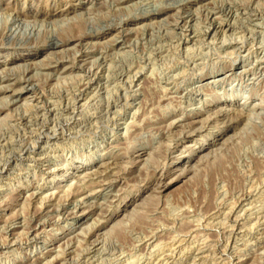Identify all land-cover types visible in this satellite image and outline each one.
Segmentation results:
<instances>
[{"label":"rangeland","instance_id":"obj_1","mask_svg":"<svg viewBox=\"0 0 264 264\" xmlns=\"http://www.w3.org/2000/svg\"><path fill=\"white\" fill-rule=\"evenodd\" d=\"M166 1L157 4H172ZM147 2L0 0V36L13 28V16L39 14L28 17L36 23L27 44L0 38V78L10 80L0 86L29 88L16 102L0 94V264H264V0H204L194 6L199 20L192 25L208 27L207 18L215 17V26L234 25V34L192 44L194 50L183 49L182 55L169 46L176 44L189 10L173 4L164 18L141 21L143 11L154 8ZM120 19L126 22L123 38L114 45L120 28L110 27ZM88 20L97 26L81 24ZM83 31L106 32L102 41L89 42L94 51L100 44L93 54L77 42ZM160 33L169 36L159 41ZM52 39L74 40L56 49ZM163 44L176 59L169 56L164 64L154 56L153 66L145 68L141 58L149 46ZM101 52H107L104 60ZM30 54L38 55L17 61ZM80 59L87 72L42 67L58 60L72 66ZM234 60L247 72L234 71L215 83L217 70ZM128 64L145 69H138L143 72L130 89V95L137 92L130 107L116 88L127 79ZM102 66L99 75L109 78V88L103 89V80L97 99L94 90L76 103L75 85L95 82ZM25 79L28 84L20 83ZM65 93L72 99L64 100L67 111Z\"/></svg>","mask_w":264,"mask_h":264},{"label":"bare ground","instance_id":"obj_2","mask_svg":"<svg viewBox=\"0 0 264 264\" xmlns=\"http://www.w3.org/2000/svg\"><path fill=\"white\" fill-rule=\"evenodd\" d=\"M125 1L126 0H122V2L123 3H125ZM148 2H147V4L145 5V6H148V5H152L153 4V10H145V11H143L144 12V14H146V16L144 15V17H140L139 19L141 20V21H151V20H160V18H164L169 12H170V10H171V8L173 7V4H174V6L175 5H177L176 7L178 8V10H180L179 8H181V9H183V10H189V12H187L186 14H188L187 16V22H186V24L185 25H181L179 28V34H178V39L176 40V44L175 45H173V44H171L170 46H169V48L171 49H173L174 48V50L176 49V50H178V54H180V55H182L181 53L182 52H184V50L186 51V52H188L189 51V49L190 48H192L193 46H192V44L194 45L195 43H196V45H197V42H204V41H206V40H208V39H210L211 41L212 40H214V39H219V38H221V39H226V38H228L229 39V37H231V36H229L228 37V33L229 32H234V25H226V27H222V26H215V21H216V18L214 17V18H212V17H210V19L209 18H207L208 19V22H210V20H211V24H210V26H205V28H204V26H202L201 28H199V24L197 23H195V24H193L192 25V23L191 22H193V21H195V22H197V20H199L197 17H195V13H194V11L192 12V8L194 7V6H196V5H198V4H200V3H202L204 0H167V1H171L172 2V4H170L169 6H167V7H160V5L158 6V4H157V2H158V0H147ZM160 1H162V0H160ZM166 1V0H165ZM166 1V2H167ZM112 2V1H111ZM121 2V1H120ZM128 2V1H127ZM151 2V3H150ZM208 2V1H207ZM252 2H253V0H252ZM113 3V2H112ZM146 3V2H145ZM144 3V4H145ZM163 3V2H162ZM161 3V4H162ZM225 3V2H224ZM159 4H160V2H159ZM214 4V3H213ZM252 4V3H251ZM1 5V4H0ZM114 5V4H113ZM163 5V4H162ZM165 5V4H164ZM128 6V5H127ZM141 6V5H140ZM140 6H137V9H140ZM143 6V5H142ZM223 6V5H222ZM250 6V5H249ZM96 7V6H95ZM116 7H117V5H116ZM209 7V6H208ZM235 7H237L236 5H235ZM4 8V7H3ZM64 8V7H63ZM118 8V7H117ZM176 8V9H177ZM226 8H228V7H226ZM226 8H225V10H226ZM261 8V7H260ZM127 9H128V7H127ZM207 9H209V8H207ZM211 9V8H210ZM0 10H2V8L0 7ZM55 10V9H54ZM21 11V10H20ZM56 11V10H55ZM54 11V12H55ZM121 11V10H120ZM152 11V12H151ZM182 11V10H181ZM223 11H224V9H223ZM238 11H240V10H238ZM263 11V10H262ZM5 12V11H4ZM121 12H123V11H121ZM125 12V11H124ZM185 12V11H184ZM213 12H215V11H213ZM256 12V11H255ZM3 13V12H2ZM206 13V12H205ZM233 13V12H232ZM245 13V12H244ZM46 14V13H45ZM54 14V13H53ZM81 14H82V12H81ZM121 14V13H120ZM123 14V13H122ZM127 14V13H126ZM209 14V13H208ZM207 14V15H208ZM242 15H243V13H241ZM4 15V14H3ZM16 15V14H15ZM39 15V14H38ZM38 15H37V13H33V12H27L26 13V16H25V19L24 18H22V17H20V15H16V16H13L12 18H11V21L13 22L12 24H13V26H11V27H13V28H10L9 30H8V32H3L2 33V35L0 36V38H2V39H7V40H15L14 42H17V43H19L20 45H23V44H27L26 42H25V39H27L31 34H33L35 31H33V23L35 22H32L34 19H37L38 18ZM215 15V14H214ZM231 15V14H230ZM237 15V14H236ZM89 16V15H88ZM122 16V15H121ZM129 16V15H128ZM136 16V15H135ZM210 16V15H209ZM212 16H213V14H212ZM216 16V15H215ZM256 16V15H255ZM254 16V17H255ZM24 17V16H23ZM28 17H31V19L33 18V20L31 21V20H29L28 19ZM65 17V16H64ZM184 17V16H183ZM226 17V16H225ZM28 20H27V19ZM44 18V17H43ZM42 18V19H43ZM118 18V17H117ZM121 18V17H120ZM46 19V18H45ZM206 19V20H207ZM163 20H165V19H163ZM240 20V19H239ZM249 20V19H248ZM8 21V19L6 20V22ZM40 21V20H39ZM39 21H37V22H39ZM85 21H87V20H85ZM89 21V20H88ZM92 21V20H91ZM132 21V20H131ZM166 21V20H165ZM218 21V20H217ZM42 22V21H41ZM47 22V21H46ZM136 22V21H135ZM164 22V21H163ZM203 22V21H202ZM221 22V21H220ZM235 22V21H234ZM36 23V22H35ZM34 23V24H35ZM43 23V22H42ZM98 23V22H97ZM118 24H117V26H111L110 28H112V29H116V28H120L119 30H120V32L119 33H117L116 35H115V37L111 40L112 41V43L114 44V45H116V43L118 42V40L120 39V38H123V36H122V28H123V26H125V19H120V23L119 22H117ZM147 23V22H146ZM206 23V22H205ZM81 24H83L85 27H87V25H89V26H95L96 25V23L95 22H84V23H81ZM158 24V23H157ZM167 24H169V23H167ZM178 24H179V22H178ZM178 24H176L177 26H178ZM184 24V23H183ZM209 24V23H208ZM219 24V23H218ZM250 24V23H249ZM101 25V24H100ZM107 25V24H106ZM112 25V24H111ZM146 25V24H145ZM180 25V24H179ZM201 25V24H200ZM220 25H222V24H220ZM224 25V24H223ZM10 26V25H9ZM97 26V25H96ZM154 26V24L153 25H151V24H149V25H146V29L147 28H152ZM6 27V26H5ZM109 27V26H108ZM91 28V27H90ZM124 29V28H123ZM122 30V31H121ZM126 30V29H125ZM125 30H124V32H125ZM144 30V29H143ZM152 31V30H151ZM248 31V30H247ZM129 32V31H128ZM133 32V31H132ZM153 32V31H152ZM245 32V31H244ZM146 33V32H145ZM148 33V32H147ZM177 33V32H176ZM229 34H231V33H229ZM234 34V33H233ZM167 34L166 33H164V34H158V36L156 35V37L157 38H159L158 40L160 41V39H163L165 36H166ZM243 35V34H242ZM50 36V35H49ZM53 36V35H52ZM104 36H106V32L105 33H93V32H91V33H88V32H86V31H83L79 36H78V38H77V42H79L81 45H83V46H85L84 48H86L87 47V49L88 48H90L91 50L90 51H88V53L89 54H93L95 51H96V47L97 46H100V44L98 43V45L95 47V51H94V49L92 48V47H89V46H91L92 45V43H89L90 41H97V40H101V39H103V37ZM146 36H147V34H146ZM167 36H169V35H167ZM233 36V35H232ZM246 36V35H245ZM262 36V35H261ZM177 37V36H176ZM175 37V38H176ZM243 37V36H242ZM255 37V36H254ZM142 39H144V37L142 38ZM152 39V38H151ZM72 40H74V39H69V40H63V41H58V40H56V39H52L51 40V44L52 45H54L53 47H55L56 49H58L59 47H61V46H64V45H67V43L68 42H70V41H72ZM240 40V39H239ZM102 41V40H101ZM111 41H109V42H111ZM145 41H146V38H145ZM153 41V40H152ZM157 41V40H156ZM159 41H157V43L159 42ZM162 41V40H161ZM171 41V40H170ZM170 41H168V42H170ZM173 41V40H172ZM219 41V40H218ZM231 41V40H230ZM163 42V41H162ZM161 42V43H162ZM150 43V42H149ZM211 43V42H210ZM225 43V42H224ZM224 43H223V46H224ZM233 43V42H232ZM6 44V43H5ZM50 44V43H49ZM50 44V45H51ZM151 45H152V43H150ZM159 44H160V42H159ZM203 43H201V45H202ZM151 45L149 46V50L148 51H150V52H146V51H144V47L145 46H143V49H142V54H144V56H145V53H147V56H146V58L145 57H140L142 60H144V64H145V68H146V66L148 65V64H152L153 62H154V59H153V57L154 56H156V57H158V58H161V60H163L164 61V59H168V57L169 56H172V55H170V54H172L171 53V51H170V53H169V49H164V47H165V44H163V45H161V46H156L157 48H155L154 47V49H152V47H151ZM154 45V44H153ZM211 44H209V46H210ZM222 45V44H221ZM93 46V45H92ZM110 46V45H109ZM113 46V45H112ZM111 46V47H112ZM167 46V45H166ZM190 46H192V47H190ZM199 46H200V44H199ZM151 47V48H150ZM202 48H203V46H201ZM212 47V46H211ZM210 47V48H211ZM222 47V46H221ZM229 48H232L231 46H228ZM66 48V47H65ZM205 48V47H204ZM219 48H220V46H219ZM218 48V49H219ZM227 48V47H226ZM237 48H239V47H237ZM106 49H107V47H106ZM139 49V48H138ZM184 49V50H183ZM193 49V48H192ZM192 49H190V50H192ZM209 49V48H208ZM207 49V50H208ZM222 49V48H221ZM176 50L174 51V52H176ZM194 50V49H193ZM203 50V49H202ZM202 50H198V52L199 51H202ZM214 50V49H213ZM224 50V49H223ZM222 50V51H223ZM228 50V49H227ZM226 50V51H227ZM55 51V50H54ZM107 51V50H106ZM182 51V52H181ZM211 51H212V48H211ZM215 51V50H214ZM216 51H218L219 52V50H217L216 49ZM241 51V50H240ZM109 52V51H108ZM173 52V51H172ZM173 52V54H175ZM192 52V51H191ZM210 52V51H209ZM218 52H216V53H218ZM220 52H221V50H220ZM107 53V52H106ZM106 53L105 52H101V53H99V55L100 56H102L101 58H103V60H104V58H105V55H106ZM185 53V52H184ZM190 53V52H189ZM193 53V52H192ZM191 53V57H193V54ZM203 53H204V51H203ZM202 52H201V54H203ZM208 53V52H207ZM96 54H98V53H96ZM196 54V53H195ZM200 54V52L198 53V55ZM205 55H206V52L204 53ZM203 54V55H204ZM38 54H33V55H26V56H24V55H22V57H20L17 61L18 62H26L27 60H34L35 58H36V56H37ZM98 55V56H99ZM121 55V54H120ZM120 55H117V56H119L120 57ZM125 55V54H124ZM128 55H130L129 53H128ZM131 55L134 57V51H133V53H131ZM185 55V54H184ZM187 55H188V53H187ZM116 56V57H117ZM143 56V55H142ZM186 56V55H185ZM196 56V55H195ZM195 56H194V60H195ZM199 56H201V55H199ZM199 56H197V58L199 57ZM137 57H138V55H137ZM137 57H135L136 59H137ZM172 57H175V55L174 56H172ZM181 57V56H180ZM187 57V56H186ZM191 57H190V63L192 64V62H194V61H192L191 62ZM201 57H203V56H201ZM201 57H200V59H201ZM205 57V56H204ZM203 57V58H204ZM208 57V56H207ZM57 58V57H56ZM171 58V57H170ZM179 58V57H178ZM206 58V57H205ZM139 59V58H138ZM137 59V60H138ZM155 59H157V58H155ZM171 59H173V58H171ZM175 59H176V57H175ZM182 59V58H181ZM193 59V58H192ZM199 59V58H198ZM262 59V58H261ZM260 59V63H259V65L260 66H262V65H264V60H261ZM102 60V59H101ZM170 60V59H169ZM174 60V59H173ZM172 60V61H173ZM187 60H188V58H187ZM135 61V60H134ZM139 61V60H138ZM156 61V60H155ZM162 61V62H163ZM199 61V60H198ZM235 61V60H234ZM257 61H259V60H257ZM263 61V62H262ZM103 62V61H102ZM128 62V61H127ZM131 63L133 62V60L132 61H130ZM140 62H141V60H140ZM140 62H138V63H140ZM169 62V61H168ZM244 62V61H243ZM82 63V64H81ZM106 63V62H105ZM133 63H135V62H133ZM138 63H136V64H138ZM174 63V62H173ZM189 63V64H190ZM240 63V62H239ZM256 63H258V62H256ZM109 64V63H108ZM112 64H113V62H112ZM141 64V63H140ZM143 64V63H142ZM142 64H141V66H142ZM156 64H157V62H156ZM164 64H165V61H164ZM167 64V63H166ZM194 64H196L197 65V62L196 63H194ZM24 65V64H23ZM26 65H28V64H26ZM132 65H134V64H132ZM132 65H130L129 66V64H128V66H129V69H126V70H128V71H126L125 72V78H127V79H125V81H124V83L122 84L123 86L122 87H117L116 86V88L118 89L117 91L119 92V94H121V92L123 91V95L121 96V95H119V94H117L115 91V93H116V95H119L120 97H118V96H116V98L118 97V98H121V99H123V100H125L126 102L124 103V104H126V106H127V102L129 103L130 101V104H128V106L130 107L131 105H132V103L133 102H135L136 101V91H132V94L130 95V89H133L136 85H135V83H136V79H137V76H138V74H140V72H143V71H145V69L143 70V69H141L140 67L141 66H132ZM158 65V64H157ZM157 65H155L156 67H157ZM176 65H180V64H176ZM206 65V64H205ZM116 65H114V67H115ZM151 66V65H150ZM152 66H153V64H152ZM158 66H160V65H158ZM161 66H163L162 64H161ZM171 66V65H170ZM181 66V65H180ZM193 66V65H192ZM27 67V66H26ZM42 67L45 69V70H49V71H53V72H56V71H58L59 72V70H62L63 72H72V71H77V70H79L80 72H87V71H85L86 69H85V60L84 59H80V61L78 60V62L77 63H74V64H72V66H63V64H62V61L61 60H58V61H56V62H54V63H48L47 65H45V64H43L42 65ZM86 67H88V66H86ZM112 67V66H111ZM155 67V68H156ZM166 67V66H165ZM194 67V66H193ZM33 68H35V67H33ZM90 68V67H89ZM108 68V67H107ZM122 68V67H121ZM143 68H144V66H143ZM149 68V67H148ZM147 68V69H148ZM164 68V67H163ZM167 68H169L168 66H167ZM174 68V67H173ZM176 68V67H175ZM204 68V67H203ZM226 68V69H225ZM248 68V67H247ZM138 69H141V70H143V71H140L139 72V70ZM151 69L153 70V68L151 67ZM159 69V68H158ZM161 69H162V67H161ZM125 70V69H124ZM149 70V69H148ZM166 70V69H165ZM238 70H241V73H243L244 71H246V67H245V65H241V63L240 64H238L236 61H235V63H232L230 66H227V67H224V65H223V68H221V69H219V70H217V71H220L221 72V74L220 75H217L216 77H213V81L216 83H218V82H220L222 79H224L225 77H228V75L227 74H232V73H234V71H238ZM97 72H96V74H94L95 76H98L97 77V80L95 81V82H93V81H91V80H87V82H83V83H79V84H77V85H75L76 87V89L78 90V92H79V96H77L76 98H74L75 100H76V103L77 102H80V101H82V97H83V94L84 95H86V94H88L89 92H92V91H94L95 90V97H96V99H97V97H99V91H101V88L103 87L102 86V84L103 83H101V81L103 82V78L104 77H102V76H100L99 74L102 72V73H104L105 72V69H104V67L102 66V68H99L98 70H96ZM108 71H110V70H108ZM160 71V70H159ZM161 71H163V70H161ZM182 71V70H181ZM249 71V70H248ZM90 72V70H88V73ZM93 72V71H92ZM168 72H170V71H168ZM247 72V71H246ZM94 73V72H93ZM245 73V72H244ZM92 74V73H91ZM124 73L122 72V75H123ZM132 75V77H130V76H128V75ZM235 74V73H234ZM74 75V74H73ZM88 75V74H87ZM115 75V74H114ZM126 75L128 76V77H126ZM170 75V74H169ZM222 75H224V77H219V76H222ZM90 76V75H89ZM95 76H94V78H95ZM105 76H106V74H105ZM85 77V76H84ZM109 77V76H108ZM118 77V76H117ZM220 78V79H217V80H215L216 78ZM89 78H92V77H89ZM112 78V77H111ZM77 79V78H76ZM81 79V78H80ZM93 79V78H92ZM108 79L109 78H107V77H105V87L103 88V89H107V88H109L108 87ZM168 79V78H167ZM166 79V80H167ZM29 80V79H28ZM28 80H24V81H21L20 83H22V84H28L29 83V81ZM68 80V79H67ZM86 80V79H85ZM226 80V79H225ZM190 81V80H189ZM6 82H10V80H3V79H1L0 78V84H2V83H6ZM168 82V81H167ZM191 82V81H190ZM211 82V81H210ZM222 82V81H221ZM220 82V83H221ZM17 83V82H16ZM117 83V82H116ZM15 85V83H12V84H9V85H2V86H0V94H8L7 96H9V98L10 99H12L13 101H17V100H19V99H22V98H24V96L27 94V88H28V86H24L23 88H21L20 90H14L13 89V86ZM72 86V85H71ZM70 86V87H71ZM113 86V85H112ZM114 86H115V84H114ZM31 87V86H30ZM73 87V86H72ZM139 87V86H138ZM180 87V86H179ZM17 88V87H16ZM32 88V87H31ZM115 88V87H114ZM29 89V88H28ZM33 89H35V88H33ZM113 89V88H112ZM24 90H26L24 93H22ZM114 90V89H113ZM164 90V89H163ZM200 90V89H199ZM60 91V90H59ZM106 91V90H105ZM107 91H109V90H107ZM62 92V91H61ZM65 92H66V90H65ZM78 92H76V95H77V93ZM113 92V93H114ZM192 92V91H191ZM194 92V91H193ZM196 92V91H195ZM32 93V92H31ZM70 93V92H69ZM93 93V94H94ZM108 93L109 92H107V96H108ZM110 93H112V92H110ZM112 93V94H113ZM91 94V93H90ZM68 95L69 94H66L65 93V96H63V101L64 100H68L69 101V97H68ZM82 95V96H81ZM92 95V94H91ZM115 95V94H114ZM114 95H111L110 97V100L112 99V96H114ZM34 96V95H33ZM68 98H67V97ZM87 96V95H86ZM89 96V95H88ZM102 96H104V94H102ZM106 96V95H105ZM212 96V95H211ZM66 97V98H65ZM91 97V96H90ZM102 98V97H101ZM109 98V97H108ZM107 98V99H108ZM117 98V99H118ZM129 98H130V100H129ZM44 99V98H43ZM87 99V98H86ZM115 99V98H114ZM48 100V99H47ZM51 100V99H50ZM53 100V99H52ZM70 100H72V99H70ZM74 100V101H75ZM88 100H90V99H88ZM88 100L85 102L84 100V102H83V104L86 106L87 104V102H88ZM93 100V99H92ZM95 100V99H94ZM11 101V100H10ZM68 101H64V104L66 103V106L64 107V111H67L68 109H70L69 108V105H70V103L68 102ZM96 101V100H95ZM117 101V100H116ZM119 101V100H118ZM122 101V100H121ZM25 102H27V100L25 101ZM72 102V101H71ZM94 102V101H93ZM99 102V101H98ZM101 102V101H100ZM107 102H109V100H107ZM112 102V101H111ZM123 102V101H122ZM13 103V102H12ZM39 103V102H38ZM92 103V102H91ZM102 103V102H101ZM104 103V102H103ZM49 104V103H48ZM74 104V103H73ZM83 104H81V106L83 105ZM96 104V103H95ZM107 104V103H106ZM105 104V105H106ZM116 104V103H115ZM245 104H247V103H245ZM32 105V104H31ZM63 105V104H62ZM74 105H76V104H74ZM97 105V104H96ZM95 105V106H96ZM112 105V104H111ZM118 105H120V102H119V104ZM78 106V105H77ZM79 106H80V104H79ZM125 106V105H124ZM171 106V105H170ZM8 107H9V105H8ZM45 107V106H44ZM49 107V106H48ZM76 107V106H75ZM82 107H84V106H82ZM108 107V106H107ZM114 107V106H113ZM5 108V107H4ZM34 108H36L35 106H34ZM42 108V107H41ZM72 108V107H71ZM119 108V107H118ZM117 108V109H118ZM169 108V107H168ZM21 109V108H20ZM57 109V108H56ZM78 108H75L74 110H73V112L71 111V114L75 117V115L77 114V112H78V110H77ZM80 109V108H79ZM96 109H98V108H96ZM116 109V108H115ZM122 109H124V108H122ZM121 109V110H122ZM143 109V108H142ZM37 110H38V108H37ZM51 109H49V111H50ZM82 110V109H81ZM84 110H86V109H84ZM91 110V109H90ZM119 110H120V108H119ZM54 111V110H53ZM57 111V110H56ZM87 111V110H86ZM89 111V110H88ZM104 111V110H103ZM4 112V110L3 109H1L0 108V116L2 115V113ZM26 112V111H25ZM28 112V111H27ZM80 112V111H79ZM90 112V111H89ZM95 112V111H94ZM112 112H113V110H112ZM44 113V112H43ZM51 113H52V111H51ZM85 113V112H84ZM91 113H93V112H90V114L89 115H91ZM104 113H105V111H104ZM70 114V115H71ZM86 114V113H85ZM97 114H98V112H97ZM101 114H103L102 112H101ZM122 114V113H121ZM120 114V115H121ZM226 114V113H225ZM26 115V114H25ZM47 115V114H46ZM81 115V114H80ZM79 115V116H80ZM88 115V114H87ZM86 115V116H87ZM123 115V114H122ZM20 116V115H19ZM93 116V115H92ZM95 116H96V114H95ZM99 116V115H98ZM22 117V116H21ZM58 117H59V115H58ZM87 117H89V116H87ZM100 117V116H99ZM108 117V116H107ZM110 117V116H109ZM115 117H117V116H115ZM120 117V116H119ZM43 118V117H42ZM62 118V117H61ZM64 118V117H63ZM77 118V117H76ZM96 118V117H95ZM112 119H113V117H111ZM73 119V118H72ZM78 119H80L79 117H78ZM93 119V118H92ZM107 119V118H106ZM115 119V118H114ZM113 119V120H114ZM52 120V119H51ZM61 120V119H60ZM117 120V119H116ZM16 121V120H15ZM67 121V120H66ZM65 121V122H66ZM85 121V120H84ZM109 121V120H108ZM111 121V120H110ZM65 122H64V124H65ZM92 122V121H91ZM90 122V123H91ZM95 122H97V121H95ZM188 122V121H187ZM69 123V122H68ZM82 123V122H81ZM86 123V122H85ZM89 123V124H90ZM174 123V122H173ZM11 124V123H10ZM80 124V123H79ZM102 124V123H101ZM100 125V124H99ZM105 125H108V124H105ZM43 126V125H42ZM81 126H82V124H81ZM96 126V125H95ZM2 127V126H1ZM11 127H12V125H11ZM36 127V126H35ZM82 127H84V126H82ZM109 127V126H108ZM54 128V127H53ZM106 128V127H105ZM198 128V127H197ZM51 129V128H50ZM68 129V128H67ZM79 129H81V128H79ZM85 129H86V127H85ZM44 130V129H43ZM52 130V129H51ZM76 130V129H75ZM90 130V129H89ZM88 130V131H89ZM105 130V129H104ZM68 131V130H67ZM83 131V130H82ZM194 131V130H193ZM16 132H18V131H16ZM33 132V131H32ZM84 132V131H83ZM33 133H35V132H33ZM38 133V132H37ZM50 133V132H49ZM87 133V132H86ZM85 133V134H86ZM68 134V133H67ZM192 134V133H191ZM13 135V134H12ZM63 135V134H62ZM1 136H3V135H1ZM26 136V135H25ZM24 136V137H25ZM36 136V135H35ZM52 136H53V138H56V134H55V132L54 131H52ZM51 136V137H52ZM11 137V136H10ZM19 137V136H18ZM28 137V136H27ZM41 137V136H40ZM51 137H47L46 139V141L48 142V139H51ZM29 138V137H28ZM39 138V137H38ZM12 139H13V137H12ZM40 139V138H39ZM44 139V138H43ZM9 140V139H8ZM17 140V139H16ZM37 140V139H36ZM24 141V140H23ZM56 141H57V139H56ZM4 142H6V141H4ZM20 142V141H19ZM8 143V142H7ZM14 144V143H13ZM16 144V143H15ZM4 146V145H3ZM21 146H23V145H21ZM31 146V145H30ZM19 147V146H18ZM61 147V146H60ZM17 148V147H16ZM25 148H26V146H25ZM30 149V147L28 146L27 147V150H29ZM22 151V150H21ZM3 154V153H2ZM14 154V153H13ZM143 155V154H142ZM7 156V155H6ZM3 158V157H2ZM26 159V158H25ZM36 163V162H35ZM57 169V168H56ZM52 171V170H51ZM1 175V174H0ZM95 176V175H94ZM68 187V186H67ZM64 192V191H63ZM86 196V195H85ZM42 199V198H41ZM140 202V201H139ZM259 209V208H258ZM237 214V213H236ZM212 220V219H211ZM189 222V221H188ZM158 224V223H157ZM182 225V224H181ZM185 229V228H184ZM222 231V230H221ZM246 233V232H245ZM169 234V233H168ZM172 235V234H171ZM41 236V235H40ZM170 236V235H169ZM173 237V236H172ZM182 239V238H181ZM212 243V242H211ZM1 244V243H0ZM2 246V245H1ZM147 255V254H146ZM151 256V255H150ZM142 258V257H141ZM137 259V258H136ZM133 260V259H132ZM84 262V261H83ZM139 262V261H138ZM99 263V262H98ZM132 263V262H131ZM146 264V263H145Z\"/></svg>","mask_w":264,"mask_h":264}]
</instances>
